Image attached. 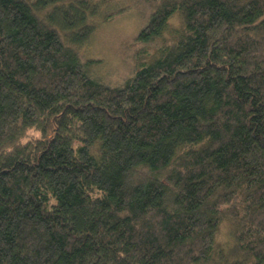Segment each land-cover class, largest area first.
I'll list each match as a JSON object with an SVG mask.
<instances>
[{
    "label": "trees",
    "instance_id": "16d2710c",
    "mask_svg": "<svg viewBox=\"0 0 264 264\" xmlns=\"http://www.w3.org/2000/svg\"><path fill=\"white\" fill-rule=\"evenodd\" d=\"M103 1L0 0V264H264V0H153L117 87Z\"/></svg>",
    "mask_w": 264,
    "mask_h": 264
},
{
    "label": "rangeland",
    "instance_id": "374dc122",
    "mask_svg": "<svg viewBox=\"0 0 264 264\" xmlns=\"http://www.w3.org/2000/svg\"><path fill=\"white\" fill-rule=\"evenodd\" d=\"M152 1H103L105 14L116 11H122V13L114 20L102 23L103 25L95 32L91 40L81 49V53L83 60H94L97 63L93 67V74L111 87L121 86L135 74L136 58L141 49L137 37L147 23ZM179 26L178 18H173L170 32L166 33L165 39H170L172 28ZM236 229L235 222H224L217 235L218 248H226L230 254H233V259L240 257L233 248Z\"/></svg>",
    "mask_w": 264,
    "mask_h": 264
}]
</instances>
